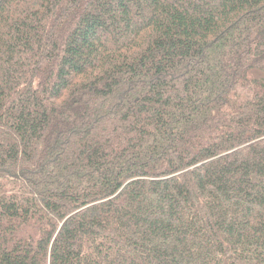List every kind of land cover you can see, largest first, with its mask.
<instances>
[{
	"label": "trees",
	"instance_id": "1",
	"mask_svg": "<svg viewBox=\"0 0 264 264\" xmlns=\"http://www.w3.org/2000/svg\"><path fill=\"white\" fill-rule=\"evenodd\" d=\"M0 264H264V0H0Z\"/></svg>",
	"mask_w": 264,
	"mask_h": 264
}]
</instances>
